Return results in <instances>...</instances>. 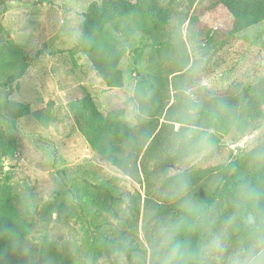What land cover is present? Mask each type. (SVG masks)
<instances>
[{
	"label": "rangeland",
	"instance_id": "374dc122",
	"mask_svg": "<svg viewBox=\"0 0 264 264\" xmlns=\"http://www.w3.org/2000/svg\"><path fill=\"white\" fill-rule=\"evenodd\" d=\"M93 1L100 0H4L0 6V42L9 38L35 56L14 84L10 99L28 103L32 111L44 115L42 121L34 116L10 120L0 113L4 177L19 210L30 205L35 219L44 214V221L39 218L32 229V243H40L46 233L68 264H139L141 252L150 261L153 225L180 215L178 203L164 195V180L177 172L189 173L186 197L201 205L220 186L229 163L264 146V120L245 135L240 130L225 134L197 119L201 127L196 130L214 133L217 142L199 140L201 146L192 150L174 143L182 124L161 119L159 125L169 127L157 139L162 141L159 151L140 155L141 182L137 183L91 149L69 104L89 94L100 113L122 108L125 123L136 126L135 84L151 73L160 77L157 91L163 94L166 109L173 104L177 118L188 103H201L206 94H223L264 77V23L228 35L205 13L211 0H163L171 10L164 35L155 40L137 34L125 46L119 64L123 86L108 89L81 52H69L81 15ZM194 15H200L199 22H191ZM163 42L169 47L159 45ZM176 63L185 69L172 77L168 74ZM106 182L119 201L110 203L97 191L96 186ZM234 206L229 195L218 198L210 212L216 221L214 230L224 228ZM241 240L233 223L227 235L228 252L214 264H227Z\"/></svg>",
	"mask_w": 264,
	"mask_h": 264
},
{
	"label": "trees",
	"instance_id": "16d2710c",
	"mask_svg": "<svg viewBox=\"0 0 264 264\" xmlns=\"http://www.w3.org/2000/svg\"><path fill=\"white\" fill-rule=\"evenodd\" d=\"M212 5L205 9L214 26L228 35H235L259 23H264V0H211ZM4 0H0V6ZM192 23L199 22L200 15H194ZM78 24V35L75 38L71 54L81 52L91 64L98 78L108 89L121 88L124 84L123 73L119 68L120 61L126 52L125 46L132 42L137 34L158 39L164 35L171 20V10L163 0H100L91 2ZM181 37V35H180ZM122 44V46H119ZM169 47L168 42L159 43ZM35 56L29 50L14 43L9 38L0 42V113L10 120H20L34 116L38 121L44 118L43 112L32 111L28 103L10 99L14 84L20 80ZM185 66L176 63L168 75L172 77L183 73ZM158 77L147 74L139 77L135 84L133 100L138 106L139 117L136 126H129L123 120L125 110L115 108L102 114L98 111L92 97L71 102L69 108L85 141L101 158L117 168L122 174L140 183V171L137 161L145 154L159 151L162 141L161 133L169 124H161L164 119L170 123L180 122L190 107L197 109L194 125L201 127L197 119L207 121L208 126L217 128L225 134L234 130L248 135L260 128L264 120V77L256 83L233 87L223 94H206L201 103H188L177 118L173 104L167 109L162 103V93L157 89ZM166 109V110H165ZM171 125V124H170ZM214 133L196 130L198 140L217 142ZM164 138V137H162ZM157 140V146H153ZM165 138V142H167ZM3 135L0 128V264H68L56 247L43 233L41 241L34 244L30 234L38 219L44 221L40 213L35 219L26 205L24 211L17 208L7 178L4 177L2 162ZM150 154V153H149ZM178 174L188 181L189 173L177 172L164 180V185L172 184ZM231 186H228V181ZM248 183L260 191V209L264 211V146L255 148L244 159L238 158L229 163L221 173V184L201 204L209 213L218 198L229 195L235 204L234 222L236 234L244 239L246 232L245 213L238 205L237 187ZM106 182L96 186L110 203L119 201V196ZM231 207V206H229ZM181 214V211H178ZM200 232H194L190 239L195 244L201 238ZM117 247H120L116 243Z\"/></svg>",
	"mask_w": 264,
	"mask_h": 264
},
{
	"label": "clouds",
	"instance_id": "9594fccd",
	"mask_svg": "<svg viewBox=\"0 0 264 264\" xmlns=\"http://www.w3.org/2000/svg\"><path fill=\"white\" fill-rule=\"evenodd\" d=\"M197 109L190 107L180 117L182 131L174 137L177 146L195 150L201 146L194 125ZM187 182L182 175L165 190V197L177 202L181 214L175 219L159 220L152 228L149 237L150 261L147 253L139 254V264H214L228 252L227 235L236 215L216 231L215 219L195 201L186 197ZM238 205L245 213L246 236L231 251L227 264H264V211L260 209V191L244 182L236 191ZM200 232L202 238L193 244L190 235Z\"/></svg>",
	"mask_w": 264,
	"mask_h": 264
}]
</instances>
